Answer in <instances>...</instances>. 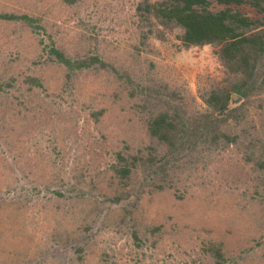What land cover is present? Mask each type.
<instances>
[{
  "label": "rangeland",
  "instance_id": "obj_1",
  "mask_svg": "<svg viewBox=\"0 0 264 264\" xmlns=\"http://www.w3.org/2000/svg\"><path fill=\"white\" fill-rule=\"evenodd\" d=\"M71 1L0 0V11L42 25L0 20V264H218L210 242L221 246V264H264V185L250 208L259 169L249 173L242 144L252 136L264 142V94L251 97L233 124L239 143L197 148L194 164L180 149L166 172L177 192L153 188L146 161L167 150L148 135L147 116L169 106L160 101L174 84V108H205L199 91L216 74L212 49L183 48L179 30L140 45L133 36L140 0ZM51 44L71 56L98 54L105 65L93 63L71 80L50 60ZM28 75L44 86L28 90ZM120 149L146 159L125 185L108 169ZM12 151L20 153L15 164ZM225 169L245 182L224 183Z\"/></svg>",
  "mask_w": 264,
  "mask_h": 264
},
{
  "label": "trees",
  "instance_id": "obj_2",
  "mask_svg": "<svg viewBox=\"0 0 264 264\" xmlns=\"http://www.w3.org/2000/svg\"><path fill=\"white\" fill-rule=\"evenodd\" d=\"M247 8L252 9L253 12ZM136 14L138 24L133 36L140 45L146 44V40L151 37L164 39L166 30L170 32L179 30L175 36L179 39L180 46L186 49L211 48L217 61L216 74L214 77L210 75L204 91H199L205 104L203 110L196 109L186 113L188 110H182L183 106L174 108L171 103L173 95L176 94L174 84V87L171 86V93L160 101L163 105L168 102L169 106L167 104L164 108L160 106L157 113L148 114L146 121L148 135L165 147L166 153L158 158L146 157L148 161L146 159L142 161L133 153L121 149L113 151L115 162L108 169L118 177L121 184L125 185L131 174L137 171V167L146 161L144 172L148 175V179H152L147 184L158 190L166 186L174 187L177 192L176 181L167 178L166 172L169 162L171 165L178 162L179 158L173 156L174 161H170L169 155L172 156L175 152L180 153L183 150L187 152L186 155L188 154L189 163L194 164L196 161L193 162L192 153L197 148L205 153L207 150L221 151L230 144L239 143L241 134L232 129L235 127L233 124L239 123L246 115L247 106L252 103L251 97L264 94V0H155L153 2L140 0L136 3ZM0 20H22L31 30L42 28V25L36 23L38 18L28 14L0 11ZM48 53L50 60H52L51 55L53 59L55 57V62L63 67L69 79L82 70L90 68L93 63L105 65L98 54L71 56L57 48L55 44L50 45ZM25 82L28 90L44 86L43 80L35 76L28 75ZM147 88L149 91H154L152 86ZM133 93L134 91L130 94ZM233 94L238 95L243 101L236 104L237 102L232 99ZM150 100L151 98L146 97L143 103L150 104ZM102 113V110L94 111L95 120H98ZM9 135L7 133L6 137L8 138ZM242 142L248 149L246 156L243 157L245 164L253 163V167L247 166L250 168L249 173L255 167L259 169L258 176L251 178L252 186L255 188L249 196L248 206L251 208L252 201L256 200L254 193H258V185L260 183L264 185V176H261L264 168V142L253 136ZM253 147L258 149L255 150ZM105 151L109 150L105 149ZM11 156L15 164L20 153L15 154L12 151ZM91 162L93 165L88 167L93 169L97 166V159L92 158ZM157 163L159 165L156 166ZM230 164L232 162H229ZM241 175L240 172L230 174L228 169H225L224 174L220 173L222 178L225 176L223 182L227 184L245 182ZM178 197L182 196L178 195ZM262 201L261 195L259 202ZM5 206L8 208L7 203ZM252 210H248L252 217L259 214L256 209V212L251 214ZM239 213L242 214L244 211ZM243 218L245 217L242 215L241 219ZM134 237L137 238V235L135 234ZM208 248L216 256L217 263L221 264L224 260L221 246L210 242ZM78 249L82 250L81 247Z\"/></svg>",
  "mask_w": 264,
  "mask_h": 264
},
{
  "label": "water",
  "instance_id": "obj_3",
  "mask_svg": "<svg viewBox=\"0 0 264 264\" xmlns=\"http://www.w3.org/2000/svg\"><path fill=\"white\" fill-rule=\"evenodd\" d=\"M235 98V97H234Z\"/></svg>",
  "mask_w": 264,
  "mask_h": 264
}]
</instances>
